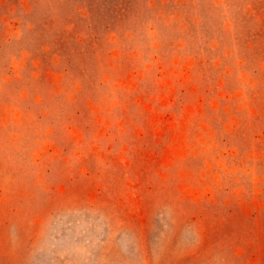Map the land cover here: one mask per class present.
Returning <instances> with one entry per match:
<instances>
[{"label": "rangeland", "instance_id": "rangeland-1", "mask_svg": "<svg viewBox=\"0 0 264 264\" xmlns=\"http://www.w3.org/2000/svg\"><path fill=\"white\" fill-rule=\"evenodd\" d=\"M0 264H264V0H0Z\"/></svg>", "mask_w": 264, "mask_h": 264}]
</instances>
